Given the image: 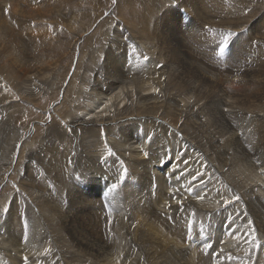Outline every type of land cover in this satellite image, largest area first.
Instances as JSON below:
<instances>
[{"label":"bare ground","instance_id":"bare-ground-1","mask_svg":"<svg viewBox=\"0 0 264 264\" xmlns=\"http://www.w3.org/2000/svg\"><path fill=\"white\" fill-rule=\"evenodd\" d=\"M13 1L0 0V58L12 68L10 72H19L20 62L31 61L27 47H35L30 37L24 43L22 34L5 20L3 4L11 10ZM17 1H24L19 19L29 15L32 4L39 3ZM45 1L38 11L55 0ZM142 1L147 7L141 6ZM142 1L123 0L119 5L120 14L129 17L130 26L143 35L132 39L135 49H130L128 59L124 61L126 52L121 47H127L131 37L121 28L122 39L111 40L106 63L97 66L102 79L95 75L96 79L84 83L85 75L74 78L70 90L63 93L61 100L70 109L63 116L66 126L82 135L79 139L59 138V153L46 143L45 158L38 161L49 179L43 186L32 176L35 169L25 165L24 173L27 167L29 171L20 185L35 197L37 213L28 215L42 229L39 233L36 226L27 227L25 243L24 221L16 220L14 207L7 214L0 212V264H25L24 257L28 264H46L42 255L32 254L30 249L46 241L63 264H264L261 2L233 0L228 8L226 0H201L210 8L207 10L193 4L195 0H164L162 5ZM136 6L139 11L134 13L130 8ZM176 8L191 16L189 22L201 46L220 39V33L235 30L233 50L219 60L204 48L197 52L177 33L172 35L171 52L163 53L167 59L160 57L151 44H165V26L173 29L166 17L171 12L174 17ZM208 14L213 17L207 18ZM80 17L78 14L74 23ZM195 18L208 27L199 26ZM45 57V52L37 53L35 59L43 63ZM159 60L167 63L162 62L161 69ZM28 75L26 72L20 95L24 104L45 87L43 80ZM250 82L263 85L260 97L253 101L246 94ZM17 87L12 89L18 92ZM0 105L6 110L15 106L3 99ZM80 124L85 128H76ZM12 125L9 122L11 129ZM4 131L3 126L0 148L10 152L11 146H4L17 135L2 137ZM237 195L239 201L234 199ZM225 201L231 202L225 206ZM5 202L0 200V209ZM249 221L256 229L260 249L250 246ZM201 225L206 239L200 238ZM189 226L192 241L187 239Z\"/></svg>","mask_w":264,"mask_h":264},{"label":"rangeland","instance_id":"rangeland-1","mask_svg":"<svg viewBox=\"0 0 264 264\" xmlns=\"http://www.w3.org/2000/svg\"><path fill=\"white\" fill-rule=\"evenodd\" d=\"M122 1L123 0H115V3H113V0H55L51 6H45L43 9L38 11L40 3L42 4L46 2L45 0H39V3H35L30 6L32 9H34H29V15L26 14L20 19L19 16H22L20 13L24 8V1L15 0L12 2V4L10 3L11 10H6L8 5L3 4L5 5V11L7 14V19L4 17L5 20H13L12 23L10 21H7V23L15 26L13 29L22 34L21 38L23 41L25 39L27 40H25L24 43L28 42V38L30 37L35 48L27 47L26 51L27 54L31 56V61L24 59V61L20 62L19 66H21V68L19 69V72H10L12 68H9L4 63V60L0 58V101L3 99L4 101L6 100L10 105H15L13 110H6L7 108L5 106L2 107L0 105V110L2 109L0 112V121H2L0 123V131L3 130V126L5 127V131L3 134H1V136L10 137V135L15 133L17 135L15 136L16 138L14 137L12 139V141H7L6 143H8V145L4 146H11L10 152L6 150L3 151V149L0 148V161L3 163L0 166V182L2 181L0 185V200L2 203L3 200L4 202L6 201L5 204H3V208L0 209V212H2L1 214H7V212H4L3 209L5 207L11 209L13 206L17 211L15 215L16 220L24 221V225L26 222L27 227L36 226L39 230V233L41 232L42 228L34 224L29 218L31 215L34 216L33 214L37 213L35 197L29 195L23 189V187L20 185V179L25 177L24 174L28 173L27 171H29V168L30 170L34 168L35 173L33 172L32 176L37 178V183L42 185L44 182H48L49 179L47 176H44L46 174L42 173L41 166L39 165L40 162H38L45 158L44 150L46 148V143L49 142L48 145L55 149L56 153H59L62 148V143L60 142L59 138L79 139L81 137V132L77 131V135H75L73 133L74 129L66 126L68 125V122H66L67 120L63 119V116L70 109L67 104L63 103L61 99L65 94L66 89L70 90L69 87L72 84L71 80L73 81L74 78L81 77L83 75H85L84 83H87V79H92L95 75H97L99 79H102V77L97 73V66L100 67L106 63L107 60L105 54L109 53L108 51H110L111 45L109 44H112L111 40L122 39L121 34L123 35V32L121 28H124L127 31L128 34L126 36L131 37L129 39L130 44L126 45L127 47H121V51H125L127 55L122 56L124 61L126 58L128 59V55L130 56V53H132L130 49H135L134 44H132V39L138 37L141 38L143 36L140 32L136 33V29L132 28L133 26H130L132 23L129 20V17L125 16L123 13L120 14L119 5ZM154 1L159 2V4L164 3V0ZM252 1L253 0H251V2ZM256 1L257 0H255V2ZM142 2L143 3H141V6H144L145 1ZM259 2H261L260 10L264 11L262 0H259ZM171 3H173V1H171ZM226 3L229 5L228 8H231L230 6L234 5L233 0H226ZM193 4H197V6L199 5L200 8L204 7L207 10L210 9L206 8L207 4H204L201 0H195ZM248 6L250 7L251 5ZM144 7H147V5ZM130 9L134 13L139 11L137 6L134 9ZM47 11H52V13L47 14ZM36 12L37 14H35ZM173 12L174 17L172 12L169 15L170 17H166L168 19L167 24L169 25V22L171 21V26L173 29H170L167 25L165 26L166 28L163 34L165 44L162 45L160 41L159 43L157 42L158 44H151L153 48H155V51L160 53V57L167 59V57L163 56V53L166 52L165 54H168L171 52V41L173 38L172 35L176 36L177 33H179L178 36L181 35V37L186 40L189 46L196 48L197 52H203L202 48H204V50H207L210 55L216 54V51L218 50L217 45L219 39L214 40L211 43H207L204 46L199 45L195 39L194 28L189 22L191 16L181 8L173 9ZM78 14L81 17L77 20V23H74ZM210 14L207 15V18L213 17ZM8 15H11V18H8ZM60 15H62V18ZM133 16L134 14L131 16V18ZM196 21L199 26L208 27L199 22L197 19ZM23 23L24 25H22ZM117 28H119V31L116 30ZM232 32L234 33L236 31L233 30ZM114 35L115 37L113 38L112 36ZM148 40L149 38L147 36L145 41ZM140 41L141 43H145V41L142 39H140ZM234 42L235 40L233 39V43ZM133 43H135V41H133ZM147 43H149V41ZM212 43L213 45H210ZM233 43L230 45V51L233 50ZM156 46L158 47L156 48ZM161 50L163 52H161ZM144 51L148 56H151V54L145 50V46ZM43 52H45L47 57H45L42 63L39 61V58L36 60L35 57L37 53L41 55ZM244 56L248 57L249 54L244 53ZM160 60L159 62L161 63L157 67L161 69L163 63H167L163 62V60ZM22 65H25V67ZM26 72H28V76L33 75L45 82V87L42 86V90L35 93L36 95H34L33 101L31 100L29 102L30 105L27 104L28 102H26V104L22 103L20 99V95L23 93V89H25L23 79L26 76ZM186 75L190 76L188 71ZM94 78L96 79V77ZM254 79L256 78H253V80ZM175 81L179 82L177 80ZM39 84L41 85V83H37V85ZM15 85L18 86V92L13 90L15 89ZM81 85L82 84H80V86ZM262 86L263 85H256L255 83L250 82L248 85L249 91L246 93L249 96L247 98L248 101H253L260 97L261 91H259V88ZM10 113L12 114L10 115ZM204 118H206L205 115ZM9 122H11V125L13 124L12 129L8 126ZM98 126L99 125H97V127ZM79 127L85 128V126L83 127L82 124H80L78 127L76 126V128ZM48 137L53 138V142L49 141ZM178 137H180V134H178ZM53 143L55 144L53 145ZM14 145L17 147L16 149L13 147ZM25 165L29 166V168H26V173H24V169L26 167ZM75 177V180H77V176ZM13 195H17L18 197ZM17 208L18 210L20 209L19 212ZM21 209L22 213L20 212ZM27 211L28 213H26ZM21 214H25V216H22ZM107 231L108 229L105 230L104 236H106ZM31 247L30 249H33L31 253L40 256L42 255L41 257H44L46 264H63L61 258H59V255L57 252H55L56 249L50 245L48 241L42 243L39 248L35 246ZM47 257H49V259H47Z\"/></svg>","mask_w":264,"mask_h":264},{"label":"snow or ice","instance_id":"snow-or-ice-1","mask_svg":"<svg viewBox=\"0 0 264 264\" xmlns=\"http://www.w3.org/2000/svg\"><path fill=\"white\" fill-rule=\"evenodd\" d=\"M113 3H115V0H113ZM209 31H211V29H209ZM234 33L232 32H227V33H220L219 36L221 37L219 39L217 48L218 50L216 51V56L219 60H223L229 53L230 51V45L233 43V38H234ZM145 59H147V57L145 56ZM109 155H113V153L111 152V150H109ZM147 155V154H145ZM184 163H186V161H182ZM125 174L127 173V169L124 170ZM121 180H123V177H121ZM116 185H113V188H115ZM190 191V189H189ZM235 201H239L241 199L240 196H236ZM231 201H225V206H227V204H229ZM10 209L9 208H4L3 211L4 212H8ZM249 227L251 228V232H250V236H251V240H250V246L252 249H260L262 246L261 244L258 242L257 236H256V229L255 227L252 226V222L249 221ZM26 230H27V223L25 222V243L27 242V235H26ZM200 238L202 239H206V234H205V229L204 226L201 225L200 228ZM187 239L188 241H192L193 240V235H192V230H191V226H189V230H188V234H187ZM205 247H210V245H205ZM231 259V257H229V260ZM24 262L25 264H28V257H24Z\"/></svg>","mask_w":264,"mask_h":264}]
</instances>
